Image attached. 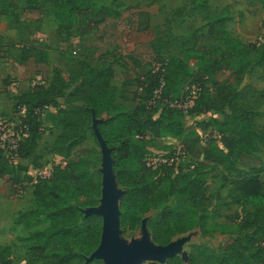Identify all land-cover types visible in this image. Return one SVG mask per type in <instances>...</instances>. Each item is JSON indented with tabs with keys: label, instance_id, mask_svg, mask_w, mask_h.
Returning a JSON list of instances; mask_svg holds the SVG:
<instances>
[{
	"label": "rangeland",
	"instance_id": "374dc122",
	"mask_svg": "<svg viewBox=\"0 0 264 264\" xmlns=\"http://www.w3.org/2000/svg\"><path fill=\"white\" fill-rule=\"evenodd\" d=\"M94 2L105 11L106 20L92 34L83 37L74 29L69 33L56 34L60 22L49 0H18L14 15L6 20L0 18V121L14 114L17 95L46 81L51 65L61 67L65 73L77 70L80 61H85L96 71L112 69L116 76L112 84L118 89L117 104L130 112H135L141 105L144 92L138 87L139 78L150 70L152 73L158 71L161 64L158 61H165L168 56L186 55L189 73H195L202 65L210 66L212 73L205 80V87L214 103L213 108L198 116L176 112L175 116L185 127L184 140L147 138L145 149L147 155L153 156L164 155L180 145L184 146L185 156L179 159L178 169L174 170L173 175L181 169L183 174L202 179L200 196L211 215L208 223L225 227L223 233L215 232L209 237H203L197 228L176 236L171 242L186 239L178 256L188 259L192 246L206 247L216 260H219L221 249L226 245L235 244L243 249L241 243L245 235L252 232L239 233L235 227L253 210L233 199L229 195L228 184L222 179L230 176L234 170L248 171L264 162V63L250 64L245 71L237 65L224 64L223 47L213 40L208 30L212 15L225 12L229 34L244 44L264 45V9L260 1L207 0V13L195 10L191 0ZM28 46L32 48L30 59L22 62L23 48ZM73 88L71 86L66 93ZM184 88L180 86L173 97L179 99L188 96ZM70 107L66 98L58 99L54 107L51 106V113L56 116L59 109ZM241 112L255 115L252 132L257 137V150L237 152L215 165L219 159L215 149L227 154L220 142L217 125ZM99 121L96 119V123ZM84 130L86 142L81 147L90 151L88 172L101 186L102 154L93 130V118L84 126ZM59 133L58 127L44 122L37 147L27 160V166L0 162L3 175L0 178V263H54L53 248H45L37 239L31 238L46 228L45 215L38 213L35 219L31 214L23 215L38 211L35 185H30L32 177L28 169H43L52 165L53 175L56 169L78 158V150L67 159L52 153V145ZM208 153L210 158L205 159ZM145 172L151 187L165 177L162 171ZM14 182L24 185L26 194L22 198L15 197ZM116 191L121 197L125 193L117 183ZM186 199L171 198L168 205L179 209ZM100 201L101 189L98 194L74 203L80 212V222L86 217L87 209L101 208ZM156 213L157 210H152L146 214L140 227L133 232L120 228V239L127 244L140 240L142 224L146 225ZM257 238L250 264H264V232L259 233ZM90 255L79 254L73 264H103L96 259L87 261Z\"/></svg>",
	"mask_w": 264,
	"mask_h": 264
},
{
	"label": "trees",
	"instance_id": "16d2710c",
	"mask_svg": "<svg viewBox=\"0 0 264 264\" xmlns=\"http://www.w3.org/2000/svg\"><path fill=\"white\" fill-rule=\"evenodd\" d=\"M259 1L264 9V0ZM49 2L60 22L56 29L57 35L74 29L80 37L88 36L106 20L105 11L94 0ZM191 4L195 10L208 12L207 0H191ZM17 5L18 0H0L1 20L13 16ZM227 20L225 12L212 15L208 30L213 40L223 47V63L237 65L242 71L250 64L264 63V45L244 44L233 37L226 30ZM31 50L29 46L23 48L22 62L30 59ZM187 60L186 55L168 56L165 61L154 59L161 63L160 67L158 71L152 73L150 70L139 78L138 87L144 93L140 100L141 105L135 112L118 106V89L112 84L116 79L114 71H96L85 61L78 63L77 70L67 73L61 67L51 65L44 83L15 98L14 112L17 107L25 108L29 128L28 137L18 150L21 161L30 159L34 154L44 122H51L60 129L52 145L54 155L67 159L76 150L79 152L76 161L67 162L64 167L56 169L50 180L40 181L35 185L34 196L38 211L23 215L25 217L31 214L33 219L38 217V213L45 215L46 228L31 238L37 239L45 248H53V264H73L79 254L90 255L99 246L101 218L88 216L80 222V212L74 206L79 199L92 197L101 189L99 181L88 172L90 151L81 147L86 142L84 126L93 117L100 119L96 125L97 131L110 151L116 183L125 191L119 200V226L123 231L137 230L143 217L150 211L157 210L146 223L151 240L157 246H166L176 236L195 228L203 237L224 232L225 227L208 223L211 215L200 196L202 179H195L188 173L183 174L181 169L173 175V167H160L153 171L165 172V177L151 187L145 172L150 170L143 162L147 156V138L182 141L186 136L185 127L175 116L176 112L164 107H147L152 92L159 86L161 79L165 98H175L173 96L180 86L194 88L197 97L188 113L190 116L206 113L214 106L208 94L209 90L205 87V80L212 73L210 66L202 65L195 73H189ZM71 86H74L73 90L66 93ZM63 98L71 105L69 109H59L56 116L46 112L44 119L36 114L37 109L44 106L54 107L55 101ZM102 117L105 118L101 119ZM254 117L252 113L241 112L217 125L220 142L227 154L215 149L219 158L215 165L237 152L257 150V137L252 132ZM209 156L208 153L205 159H209ZM0 162L7 161L0 155ZM1 177L3 175L0 172ZM222 180L228 184L229 195L233 199L253 210L243 217L235 230L239 233H252L245 235L241 243L243 249L235 244L224 246L219 260L214 259L206 247L192 246L186 264H250V256L258 241L257 236L264 232V162L248 171L234 170ZM15 184L21 183L14 182L13 185ZM181 197L187 198L181 208L173 209L168 205L171 198ZM164 264L185 263L179 256H173Z\"/></svg>",
	"mask_w": 264,
	"mask_h": 264
},
{
	"label": "water",
	"instance_id": "95a60500",
	"mask_svg": "<svg viewBox=\"0 0 264 264\" xmlns=\"http://www.w3.org/2000/svg\"><path fill=\"white\" fill-rule=\"evenodd\" d=\"M96 119L93 117V130L100 145L102 154L101 208H90L85 211L86 217H100L101 236L97 249L91 253L87 261L101 260L103 264H140L142 262L162 264L168 258L178 256L185 238L170 242L166 246L155 245L145 224L141 226L140 240L126 243L119 236V200L116 191V180L112 172L110 151L97 131ZM183 262L187 257L183 256Z\"/></svg>",
	"mask_w": 264,
	"mask_h": 264
},
{
	"label": "built area",
	"instance_id": "2783aa9c",
	"mask_svg": "<svg viewBox=\"0 0 264 264\" xmlns=\"http://www.w3.org/2000/svg\"><path fill=\"white\" fill-rule=\"evenodd\" d=\"M159 68V67H158ZM39 85V84H38ZM164 83L162 79L159 82V86L153 90L147 107L150 108H168L174 112L186 115L193 107L196 99L194 88H185L188 96L183 98H165L163 96ZM50 106H44L42 109H37L36 114L40 119H44L46 112H51ZM29 128L26 123V115L24 107H17L14 114L0 121V155L9 163L17 164L20 161L18 150L21 143L28 137ZM185 156V150L183 146H179L170 150L169 153L164 155H147L143 162L147 169L157 170L160 167H173L176 169L179 164V159ZM58 158V157H57ZM52 165L47 168L36 169L34 175L31 176L32 180L30 185H37L40 181L50 180L52 177ZM15 197L22 198L26 194V189L23 184L13 185Z\"/></svg>",
	"mask_w": 264,
	"mask_h": 264
},
{
	"label": "crops",
	"instance_id": "0c3cea01",
	"mask_svg": "<svg viewBox=\"0 0 264 264\" xmlns=\"http://www.w3.org/2000/svg\"><path fill=\"white\" fill-rule=\"evenodd\" d=\"M28 91H29V89L26 90V91H24V92H22V93H25V92H28ZM20 94H21V93H20ZM17 96H18V95H17ZM162 140L172 141L173 139H170V138H162ZM26 162H27V160H22V161L20 160L18 164H20V165L24 164L23 166H27V165H26ZM35 170H36V169L30 167V168L28 169V174H31V175H29V176H33ZM24 171H25V170H24ZM22 173H23V172H22ZM25 174H26V173H25ZM32 174H33V175H32Z\"/></svg>",
	"mask_w": 264,
	"mask_h": 264
}]
</instances>
